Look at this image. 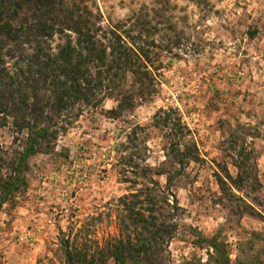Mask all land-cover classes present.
Segmentation results:
<instances>
[{
  "label": "rangeland",
  "instance_id": "rangeland-1",
  "mask_svg": "<svg viewBox=\"0 0 264 264\" xmlns=\"http://www.w3.org/2000/svg\"><path fill=\"white\" fill-rule=\"evenodd\" d=\"M89 3L102 30L145 25L138 44L150 53L155 85L117 117L116 99L104 93L97 107L62 115L57 137L27 158L20 188L0 206V264H68L69 246L96 264H117L97 253L135 240L132 204L147 215L149 191L164 210L159 218L176 225L155 264H217L203 238H215L229 264H264V0ZM26 141V130L0 114L5 177ZM135 163L150 167L146 177ZM165 196L171 204L176 197L173 215Z\"/></svg>",
  "mask_w": 264,
  "mask_h": 264
},
{
  "label": "trees",
  "instance_id": "trees-1",
  "mask_svg": "<svg viewBox=\"0 0 264 264\" xmlns=\"http://www.w3.org/2000/svg\"><path fill=\"white\" fill-rule=\"evenodd\" d=\"M89 1L0 0V114L3 119L11 117L18 132L26 130L27 134L19 161L6 177L2 174L0 158V206L20 188L27 158L57 137L60 122L71 114L70 109L76 105L80 109L97 107L104 93L103 96L116 99L117 106L110 112L117 117L131 108L130 102L135 96L147 98L155 85L150 53L138 44L145 25L135 21L132 28L123 31L117 27L102 30L97 25L100 13L94 11ZM139 24L141 27L133 34ZM101 30L103 37L110 35L109 44L100 38ZM257 32L250 31V37ZM57 36L59 41L53 45ZM173 128L175 133L181 131L179 127ZM176 150V154L179 152L177 162L181 164L184 152L179 147ZM170 154L169 150L167 156ZM134 167L137 177H146L150 168H141L138 163ZM155 170L157 174H165L167 183H171L172 176L165 167ZM218 180L225 185V179L218 177ZM231 194L236 196L232 191ZM148 195L151 199L147 202L150 205L147 215L142 207L132 204L134 220L138 223L135 240L119 239L108 243L97 253L103 262L108 256L117 264L160 262L158 245L165 236L167 240L171 238L176 225L159 218L164 210L150 191ZM163 201L168 206V214L180 208L176 197L172 204L166 196ZM140 226L142 229H138ZM203 240L218 254H210L208 262L229 264L221 259L215 238ZM65 250L68 264H96L95 255L86 257L70 246Z\"/></svg>",
  "mask_w": 264,
  "mask_h": 264
}]
</instances>
